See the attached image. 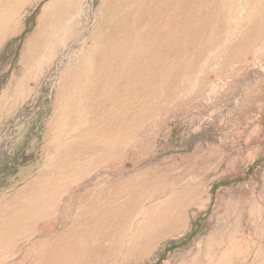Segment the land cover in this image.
<instances>
[{"label": "rangeland", "instance_id": "obj_1", "mask_svg": "<svg viewBox=\"0 0 264 264\" xmlns=\"http://www.w3.org/2000/svg\"><path fill=\"white\" fill-rule=\"evenodd\" d=\"M49 1L0 21V214L40 198L49 212L0 264H264V0H213L199 30L203 11L165 12L167 0H51L52 13ZM102 41L141 50L118 76L130 84L91 86ZM119 185L129 213L58 260L53 236Z\"/></svg>", "mask_w": 264, "mask_h": 264}, {"label": "bare ground", "instance_id": "obj_2", "mask_svg": "<svg viewBox=\"0 0 264 264\" xmlns=\"http://www.w3.org/2000/svg\"><path fill=\"white\" fill-rule=\"evenodd\" d=\"M22 0H14V4H4L3 10L0 11V21L3 19L1 17L9 15L11 12L14 11V6H17L18 2ZM30 2V1H29ZM164 2V0H163ZM213 0H191V4H187L182 2V0H167L161 7L167 10H178L181 7H190V9H196L203 11L201 13L200 21L198 24V30L206 24L207 19L210 17L208 8L212 4ZM31 3V2H30ZM3 5V4H2ZM47 8L50 13L57 10V7L51 6V0L47 2ZM13 8V9H12ZM48 11L47 13L43 14L42 16L37 18V29H41L44 27L45 24L48 23ZM44 13V12H43ZM55 15V14H54ZM53 15V16H54ZM165 22V19L163 20ZM123 23L117 22L115 23L116 33H126L129 31L127 27L121 26ZM49 27V26H48ZM205 28V27H204ZM166 29L161 31L162 34H165ZM188 32V31H187ZM151 34V41L149 42L148 49L145 47V50L154 52L155 49L159 48L156 47L160 45L157 44V37L160 34V30L158 28L153 29ZM196 34H192L191 37H194ZM166 42H176V47L173 49L177 52V43L180 44L181 41H184L185 38L179 32L169 33L166 37ZM141 42V41H140ZM219 40L216 37L213 41H210V47L213 48L218 45ZM205 44L208 45V40L205 41ZM112 43H107L102 41L100 44L101 50V58L98 59L97 67L95 68V73H91L93 76V80L91 86H96L97 84H101L102 87L110 86L111 82L116 81L117 79L128 82L129 84L134 78V75L125 74L123 77H118L122 73V69L126 68V64L129 61V56H133L134 59H138V56H134V54H140L141 50L138 48L134 49V52L128 54L127 51H121L119 49H113ZM112 48V49H111ZM206 48V47H205ZM106 51V54L103 56V51ZM199 55L203 52L202 50H196ZM105 53V52H104ZM186 53V49L184 48L181 52H179L178 56H182ZM100 54V53H99ZM165 55L158 53V58H163ZM150 58L154 59V54L150 56ZM85 64V63H83ZM137 64V63H136ZM89 66V65H88ZM81 67V66H80ZM82 68V67H81ZM87 68V67H86ZM93 72V71H92ZM96 84V85H95ZM128 84V85H129ZM133 90L131 87L128 89L129 95H133ZM146 92V90H145ZM144 93V90L142 91ZM121 106H124V103H121ZM120 118V117H119ZM113 129V126L110 125ZM117 132V131H116ZM115 133H111L109 136L110 138ZM118 135V132H117ZM116 137V134H115ZM116 194L111 196L108 193L98 192L95 197L89 201L85 206H81L79 208L80 211L76 212L74 217L68 222V225L64 228H61L60 233L54 235L53 237L55 240L59 241L57 246H52L51 253L56 256V258L60 261H65L66 259L71 260V258L78 259L81 257L80 253L83 248L93 246V242L99 236H107L108 232L110 231L111 227L117 222L120 221V217H125L129 211L131 206L122 207L119 204V200L121 198L120 193L123 191L129 190L126 186L119 185L115 186ZM39 195L32 196V200L34 198H39ZM55 200V199H54ZM48 201V200H47ZM32 203L26 204L23 207L17 202L14 204H10L11 206H7L4 208L7 209L4 214H0V248L4 249L15 242L17 237L20 236H27L34 232L36 223L46 215L43 213L45 210V200L43 198L31 201ZM55 201L51 204L46 203V208L49 207L51 213L54 212V205ZM48 210V209H47ZM53 210V212H52ZM66 211V208H65ZM57 212V209H56ZM49 214V212H48ZM47 214V215H48ZM46 215V216H47ZM112 222L111 224H109ZM98 240V239H97ZM95 243V242H94ZM83 252H85L83 250ZM53 256V255H52ZM117 257L114 256L112 260H116ZM79 260V259H78Z\"/></svg>", "mask_w": 264, "mask_h": 264}]
</instances>
